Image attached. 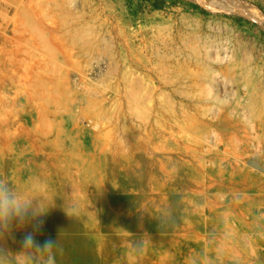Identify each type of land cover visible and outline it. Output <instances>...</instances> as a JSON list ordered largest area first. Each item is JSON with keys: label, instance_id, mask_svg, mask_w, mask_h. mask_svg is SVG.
I'll return each mask as SVG.
<instances>
[{"label": "rangeland", "instance_id": "374dc122", "mask_svg": "<svg viewBox=\"0 0 264 264\" xmlns=\"http://www.w3.org/2000/svg\"><path fill=\"white\" fill-rule=\"evenodd\" d=\"M0 178L70 255L264 264V0H0Z\"/></svg>", "mask_w": 264, "mask_h": 264}, {"label": "clouds", "instance_id": "9594fccd", "mask_svg": "<svg viewBox=\"0 0 264 264\" xmlns=\"http://www.w3.org/2000/svg\"><path fill=\"white\" fill-rule=\"evenodd\" d=\"M45 206L21 195L10 182L0 178V257L7 254L11 241L18 246L20 264H56V255L62 252L59 238H39L48 213Z\"/></svg>", "mask_w": 264, "mask_h": 264}, {"label": "bare ground", "instance_id": "6f19581e", "mask_svg": "<svg viewBox=\"0 0 264 264\" xmlns=\"http://www.w3.org/2000/svg\"><path fill=\"white\" fill-rule=\"evenodd\" d=\"M5 150V149H4ZM12 171L14 172L13 168ZM22 187V186H21ZM20 185L17 183L15 184V188L19 190ZM109 196V195H108ZM66 214L62 215L56 222V226L59 230L63 231H70V230H76L85 232L87 230V225L85 224L84 219L82 218V215L79 211H77L74 208L67 207L66 208ZM95 233L92 236H85L83 238V244L86 245H98L102 244L104 248H99L97 250H90L89 258L87 259L88 251L84 250L82 252H79L75 255H70L69 249L72 246V242H74V239L66 240L64 246L62 247V252H60V255H62V259H65V264H69V261L76 262V260H89L90 264H98L99 261H101L103 264H123L125 261V251L124 248L121 245H117L115 249L112 248V246L109 243V237H107V242H99L97 239H95ZM101 239V238H100ZM112 239V238H111ZM113 240L118 241L117 239L113 238ZM135 241V240H134ZM119 242V241H118ZM120 244V243H119ZM73 264V263H72ZM86 264V263H83ZM139 264V263H138Z\"/></svg>", "mask_w": 264, "mask_h": 264}, {"label": "crops", "instance_id": "0c3cea01", "mask_svg": "<svg viewBox=\"0 0 264 264\" xmlns=\"http://www.w3.org/2000/svg\"><path fill=\"white\" fill-rule=\"evenodd\" d=\"M123 264H125V262H123Z\"/></svg>", "mask_w": 264, "mask_h": 264}]
</instances>
